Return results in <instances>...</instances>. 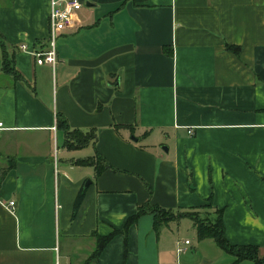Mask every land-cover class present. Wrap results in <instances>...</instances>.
<instances>
[{
    "label": "crops",
    "instance_id": "obj_1",
    "mask_svg": "<svg viewBox=\"0 0 264 264\" xmlns=\"http://www.w3.org/2000/svg\"><path fill=\"white\" fill-rule=\"evenodd\" d=\"M80 1L51 67L50 0H0V264H173L169 221L122 231L143 204L220 211L264 258V0ZM56 115L93 138L65 146Z\"/></svg>",
    "mask_w": 264,
    "mask_h": 264
},
{
    "label": "trees",
    "instance_id": "obj_2",
    "mask_svg": "<svg viewBox=\"0 0 264 264\" xmlns=\"http://www.w3.org/2000/svg\"><path fill=\"white\" fill-rule=\"evenodd\" d=\"M132 1L136 2L139 0H132ZM0 43H2L1 40ZM9 63H12V61L7 59L4 54V59H3L4 72L11 75V77L14 80H18V81L23 80L21 74L17 70H14V68H12V66H10ZM55 124H56V128L63 132L64 145L69 148L83 146L86 144V142L90 137L93 138L91 134L90 135L83 134L80 131L73 129L70 130L66 124L65 119L62 118L60 115H56ZM79 162L89 163L91 161L80 160ZM143 213H150L153 215L156 221H163L165 223L172 220H178L179 218L182 217L188 218L192 223V227L195 231L197 239L210 238L223 251L233 255L235 260L240 261L247 259L252 261L253 264L264 263V258H258L255 246L233 245L226 240L223 234V225H222L220 211H217L216 216L212 220H209L207 217H199L197 212H171L169 210H164L157 206H149L148 204H143L139 206L136 212L127 219L122 231L127 227V225L132 223L140 214ZM112 233L113 232L103 237H97V244L94 255L97 254V252L100 250L102 245H104V243H106V241L110 238Z\"/></svg>",
    "mask_w": 264,
    "mask_h": 264
},
{
    "label": "built area",
    "instance_id": "obj_3",
    "mask_svg": "<svg viewBox=\"0 0 264 264\" xmlns=\"http://www.w3.org/2000/svg\"><path fill=\"white\" fill-rule=\"evenodd\" d=\"M82 3L80 0H50L49 10H48V27H47V37L45 41V47L31 50L30 54L34 58L36 64L46 63L53 67L56 63V50H55V39L58 34L70 23L71 16L76 12ZM20 49H26L25 45H20ZM1 128V122H0ZM190 134L191 130H187ZM7 207L11 208L13 205L12 201L5 204ZM182 244L188 245V240H183ZM176 252L183 250L180 246L176 247Z\"/></svg>",
    "mask_w": 264,
    "mask_h": 264
},
{
    "label": "rangeland",
    "instance_id": "obj_4",
    "mask_svg": "<svg viewBox=\"0 0 264 264\" xmlns=\"http://www.w3.org/2000/svg\"><path fill=\"white\" fill-rule=\"evenodd\" d=\"M56 145L57 147L60 146L59 140L54 144V154L56 153ZM57 155L58 154H56V156ZM57 169L59 173V167H57ZM168 223V228L170 230L168 233L169 242L174 243V241H183L185 239L190 242L187 249L183 252L176 256L173 253V264H210L212 259L216 258V256H214V252L223 256L224 253L211 239H197L192 223L188 218L182 217L178 220L169 221ZM206 258L209 259V262H205Z\"/></svg>",
    "mask_w": 264,
    "mask_h": 264
}]
</instances>
